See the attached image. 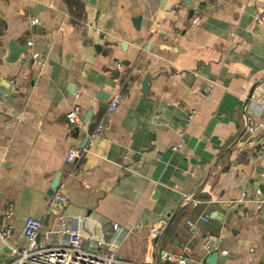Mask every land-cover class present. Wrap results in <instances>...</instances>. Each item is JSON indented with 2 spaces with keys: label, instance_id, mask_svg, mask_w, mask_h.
Wrapping results in <instances>:
<instances>
[{
  "label": "crops",
  "instance_id": "1",
  "mask_svg": "<svg viewBox=\"0 0 264 264\" xmlns=\"http://www.w3.org/2000/svg\"><path fill=\"white\" fill-rule=\"evenodd\" d=\"M9 41L24 49L12 64ZM0 81L13 98L0 101V230L14 245L29 217L42 232L76 217L91 242L120 241L121 264L199 261L219 233L223 264H264V0H0ZM71 146L84 151L75 165ZM57 173L67 202L48 208Z\"/></svg>",
  "mask_w": 264,
  "mask_h": 264
},
{
  "label": "built area",
  "instance_id": "2",
  "mask_svg": "<svg viewBox=\"0 0 264 264\" xmlns=\"http://www.w3.org/2000/svg\"><path fill=\"white\" fill-rule=\"evenodd\" d=\"M198 20L196 17L192 23ZM91 32L97 34L98 30L91 27ZM27 46L32 47V43L28 42ZM117 69L122 71L125 80L128 79V73L124 71V68L119 64ZM120 103V96L113 97L105 107V110L98 120L95 129L89 136L91 141L99 136L104 130L105 123L116 111ZM260 109L264 108V104L260 103ZM66 118L73 129L83 128V122L80 118V107L73 106L66 114ZM192 116L190 115L187 121H190ZM258 125H255L251 120L246 125L245 134L246 137L251 139L257 133ZM90 141V142H91ZM184 141L181 139L179 142L170 148L172 152H177ZM84 151L77 146L69 147L65 162L69 165H75L80 159L83 158ZM255 197L259 198V192L256 191ZM244 194H242L241 200H243ZM183 201L185 203L193 202L196 206L198 203L192 201L191 197L184 196ZM67 198L63 193V185L58 184L54 190L53 195L48 197L47 206L52 208L54 206L65 205ZM14 215V205L7 204L2 209V216L9 220ZM202 221L207 219L203 216ZM82 221L76 217H59L57 229L49 232H42V222L39 219L29 217L25 220L21 238L23 244L21 246L14 245L11 247L12 253L9 256V261L6 264H121L119 258V246L120 241L104 240L103 236L95 242H91L90 237L85 235ZM168 219H161L155 227L150 231L149 239L151 241H157L167 228ZM187 225L195 227V224L187 221ZM117 229L116 227H114ZM12 233V227L7 225L0 230V240L6 241L9 239ZM224 236L219 233L215 237L207 238L203 243L204 256L199 261H188L186 259H179L177 264H206L205 259L207 256L217 253L219 251V245L222 242ZM223 255L227 256V252L223 251ZM164 260L170 261L169 257H164Z\"/></svg>",
  "mask_w": 264,
  "mask_h": 264
},
{
  "label": "water",
  "instance_id": "3",
  "mask_svg": "<svg viewBox=\"0 0 264 264\" xmlns=\"http://www.w3.org/2000/svg\"><path fill=\"white\" fill-rule=\"evenodd\" d=\"M135 27L138 29L140 25V17H136L133 19ZM5 49L8 50L9 56L6 58L8 60V64H12L11 62H15L18 59V56L23 53L24 49L18 47L17 45L14 44L13 41H9L8 44L4 45ZM118 75V73H115ZM4 83L11 82V80H4L2 81ZM2 82L0 81V84L2 85ZM145 85V83L143 84ZM10 85H8L9 87ZM12 94L8 89H3L0 87V101L4 100L7 104L11 105L13 102ZM101 109H104L105 107L101 106ZM91 113L87 115V118H90ZM86 140L84 141L83 144H86ZM84 146V145H83ZM62 174L57 173L52 180L49 190H48V195L51 196L53 195L54 190L57 188L58 184L60 183ZM259 192V200L262 201L264 198V186H260L258 188ZM220 218L221 216L218 215ZM14 246V242L11 239H7L5 242L0 240V255H6L10 256L12 253L11 247ZM226 260L225 256H220L218 253H213L209 256L206 257L205 263L206 264H223Z\"/></svg>",
  "mask_w": 264,
  "mask_h": 264
}]
</instances>
